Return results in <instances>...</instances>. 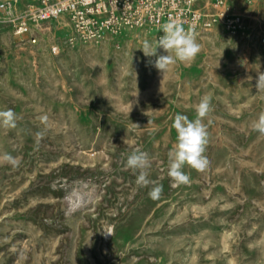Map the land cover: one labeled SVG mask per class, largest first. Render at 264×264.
<instances>
[{"label":"rangeland","instance_id":"obj_1","mask_svg":"<svg viewBox=\"0 0 264 264\" xmlns=\"http://www.w3.org/2000/svg\"><path fill=\"white\" fill-rule=\"evenodd\" d=\"M231 7L240 27L185 29L201 51L163 74L141 50L163 33L88 44L61 19L29 44L0 23V111L18 117L0 127V153L21 159L0 166V264H264V136L251 126L264 112V0ZM205 95L210 164L185 165L189 183L172 187L174 117L194 120ZM137 147L157 199L125 166Z\"/></svg>","mask_w":264,"mask_h":264},{"label":"built area","instance_id":"obj_2","mask_svg":"<svg viewBox=\"0 0 264 264\" xmlns=\"http://www.w3.org/2000/svg\"><path fill=\"white\" fill-rule=\"evenodd\" d=\"M236 0H0V23L29 44L65 20L69 39L98 44L108 37L140 30L162 33L177 19L187 30L207 31L216 23L235 30L242 16L230 11Z\"/></svg>","mask_w":264,"mask_h":264},{"label":"clouds","instance_id":"obj_3","mask_svg":"<svg viewBox=\"0 0 264 264\" xmlns=\"http://www.w3.org/2000/svg\"><path fill=\"white\" fill-rule=\"evenodd\" d=\"M162 35L156 40L155 46L145 40L141 50L146 57H156L154 67L160 72L165 73L170 66H174L177 62L187 63L196 58L201 51V45L197 42L195 36L186 31L182 23L177 19H170L169 22L162 25ZM163 49L166 55L157 56V49ZM241 66H246L247 61H241ZM257 91H264V72L257 73L255 83ZM131 109L133 102L131 101ZM196 118L190 120L183 114H177L174 117L173 128L176 130V143L168 153V176L170 177L172 187L181 184H187L190 177L183 169L185 165L195 169L196 171H205L210 161L205 155L206 146L208 144V131L204 124L206 118L212 111L211 97L203 96L196 105ZM130 113V112H129ZM17 115L12 109L0 111V127L15 128ZM46 121L47 116L40 117ZM136 125V124H135ZM138 126V125H136ZM252 129L264 136V112L258 115V118L252 122ZM41 133H37L40 136ZM21 159L10 153H0V166L9 165L12 168L19 167ZM126 168L138 173L136 184L138 187H147L152 184L153 187L148 195L152 199L159 198L162 192V185L148 179V169L152 166L149 154L140 147L135 148L126 160Z\"/></svg>","mask_w":264,"mask_h":264},{"label":"bare ground","instance_id":"obj_4","mask_svg":"<svg viewBox=\"0 0 264 264\" xmlns=\"http://www.w3.org/2000/svg\"><path fill=\"white\" fill-rule=\"evenodd\" d=\"M67 23V22H66ZM68 24V23H67ZM69 25V24H68ZM78 196V195H77Z\"/></svg>","mask_w":264,"mask_h":264}]
</instances>
